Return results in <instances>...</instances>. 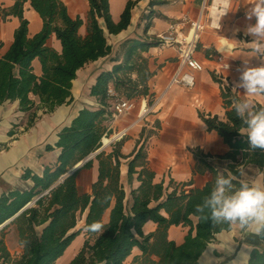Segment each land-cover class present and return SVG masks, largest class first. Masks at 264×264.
<instances>
[{"label":"trees","instance_id":"1","mask_svg":"<svg viewBox=\"0 0 264 264\" xmlns=\"http://www.w3.org/2000/svg\"><path fill=\"white\" fill-rule=\"evenodd\" d=\"M87 1L85 34L79 32L83 20L79 16L71 17L61 0H13L9 8H0L1 19L8 16L19 19L11 44L0 55V105L17 100L19 109L29 112L27 127L38 117V110L51 112L72 100V81L77 70L111 52L99 20L108 33L120 32L129 25L131 9L137 0L127 1L118 21L112 18L109 0ZM26 2L42 20V28L33 35H29V22L23 16ZM161 3L164 1H149L150 6ZM52 34L60 42V50L48 45ZM154 45H158L157 40L124 41L123 60L111 70L100 72L90 88L98 107L81 109L59 131L55 146L60 152L56 163L45 166L41 174L26 169L22 179L29 180L30 184L0 196V226L11 219L0 228V264H55L81 232L85 235L83 244L68 264H196L214 235L231 228V224H214L198 218L195 206L211 192L218 176L230 178L236 187L245 182L251 184L256 173L264 169V150L251 149L247 137L240 133L243 124L235 113L236 103L230 87L215 76L214 80L222 88L225 120L210 114H201V118L208 130L216 131L223 138L228 151L219 156L225 160L221 170L208 162L207 156L195 152V170L212 173V178L202 187L186 190L185 183L172 186V180L167 185L155 180L145 148L153 130L145 128L129 155L121 153L123 137L71 172L112 133L107 125L112 119L106 97L109 85L126 99L148 97L151 101L153 93L148 80L152 72L140 52ZM35 59L40 62L39 75L34 71ZM254 107L264 108V104L256 103ZM154 126L158 127L159 123L156 121ZM46 149L53 147L47 145ZM128 158V179L136 175L138 185L131 188L127 198L120 180V165L122 159ZM94 161L97 179L89 192H82L76 182L77 172L90 168ZM147 221L154 222L157 228L145 234L143 226ZM79 222H82L80 227ZM95 222L104 225L102 232L92 230ZM171 225L188 228L182 243L168 239L167 230ZM11 226L21 246L17 256L12 255L5 240L6 229ZM259 237L264 242V235ZM134 247L141 255L127 263ZM245 264H264V248H253Z\"/></svg>","mask_w":264,"mask_h":264},{"label":"crops","instance_id":"2","mask_svg":"<svg viewBox=\"0 0 264 264\" xmlns=\"http://www.w3.org/2000/svg\"><path fill=\"white\" fill-rule=\"evenodd\" d=\"M61 1L66 5L71 17L79 16L83 20L79 32L85 34L88 1ZM127 1L109 0L114 21L120 19ZM149 1L137 0L131 9L129 25L116 34L108 33L102 20H99L105 31L107 43L111 45V52L77 70L76 78L72 81L70 102L55 107L51 112L38 110V117L29 127H27L29 112L21 111L17 100H7L0 105V196L15 189H23L30 184L29 180L22 179L26 169L41 174L45 166H53L56 163L60 152L55 146L59 131L68 126L81 109L98 107L97 99L90 95V88L100 72L111 70L115 63L123 60L124 41L128 39L155 41L157 34L168 30L171 24H178L184 14H188L194 20L200 13L201 0H163L164 3L152 6L149 5ZM228 2L227 14L222 16L220 21L216 20V24L208 25V20L203 16L206 26L199 33L194 50V57L202 62L203 69L193 72L195 83L192 88L173 85L164 91L177 70L181 72L188 70L187 66L179 61L175 47L158 44L140 52L141 56L147 59L149 70L152 72L148 80L150 92L153 93L152 99L164 92L145 123L147 130H153L145 142L148 165L155 173V180L163 181L164 185L172 180V186L185 183V189L189 190L202 187L212 178V173L208 170L203 172L195 170L197 164L195 152L207 156L206 160L220 170L225 166V160L219 156L228 151V146L216 131L208 130L201 118V114H210L225 120L221 84L215 81L213 76L224 85L231 86L230 91L235 103L248 100L253 105L264 104V94L248 96L243 89L237 87L245 66H264V56L254 51L253 45L249 43L251 37L245 35L246 26L255 22L246 18L254 0ZM12 4L13 0H0V8H9ZM23 16L29 22V35L40 31L42 20L28 2L24 4ZM0 22L1 55L12 42L19 19L8 16L5 20L0 18ZM178 28L180 33L186 35L190 31V24H179ZM47 43L60 50V42L54 34L49 37ZM119 47L122 51L116 54ZM217 54L222 55L223 62L236 66L238 70H221L220 63L216 60ZM33 67L35 73L39 75L41 66L38 59L33 61ZM145 102L144 97L130 99L129 113L116 117L111 124L107 123L113 132L128 127L120 149L125 156L133 151L140 137L142 123L135 124L134 120ZM128 115L135 119L127 118ZM156 121L159 123L158 127L154 126ZM10 131L14 133L10 135ZM47 145H51L53 149L47 150ZM109 148L110 146H107L103 149ZM128 160L129 158L122 159L120 165V180L127 198L131 188L138 185L136 175L128 179ZM97 175L96 161L90 168L79 169L76 182L80 191L89 192ZM253 182L264 184V169L256 173L251 180V183ZM103 218L105 221L108 219V211L104 213ZM156 228L154 222L147 221L143 226V232L147 234ZM187 231V227L171 225L167 230V237L180 244ZM253 248H264V242L259 235L254 230L231 224L230 229L214 235L196 264H245ZM64 254L59 259L63 258ZM140 255L141 251L134 247L126 262L131 263L135 256Z\"/></svg>","mask_w":264,"mask_h":264},{"label":"clouds","instance_id":"3","mask_svg":"<svg viewBox=\"0 0 264 264\" xmlns=\"http://www.w3.org/2000/svg\"><path fill=\"white\" fill-rule=\"evenodd\" d=\"M246 18L255 22L246 26L245 35L251 37L254 51L264 56V0H254ZM237 87L248 96L264 94V66H245ZM234 110L243 124L240 133L247 137L250 148L264 150V108L257 109L242 100ZM195 212L198 218L214 224H238L264 235V184L245 182L236 187L230 178L218 176L211 192L195 206ZM91 228L102 232L104 225L95 222Z\"/></svg>","mask_w":264,"mask_h":264},{"label":"built area","instance_id":"4","mask_svg":"<svg viewBox=\"0 0 264 264\" xmlns=\"http://www.w3.org/2000/svg\"><path fill=\"white\" fill-rule=\"evenodd\" d=\"M215 0H201L200 4V13L198 17L192 20L188 14H184L180 22L178 24H171L168 30L165 32L159 33L156 35V40L158 44L161 46H173L176 48L178 59L181 63L187 66L188 70L181 72L177 70L168 85L166 86V91L173 85H181L186 88H192L195 83V77L193 72L201 71L203 69V64L196 57H194V50L196 47L197 40L199 38V33L204 30L206 26V20H208V25L214 24V18L211 15V7ZM229 2L223 4L219 2L217 4V21H220L221 17L226 15L228 12ZM203 16H205L206 20H203ZM190 24V31L184 35L179 32L178 25L179 24ZM216 60L220 63L221 70H238L236 66H230L229 64L223 62V57L221 54H217ZM231 88L230 85L225 84ZM164 93V92H163ZM163 93L158 97L151 98V101H148V97L145 98L146 102L141 105L140 110L137 114L134 123H144L148 121V116L152 113L153 108L159 102ZM106 97L108 103V110L111 113L112 118H116L122 115L129 113L130 111V100L123 97L119 94L112 85H109L106 92ZM128 131V127L123 128L118 132H114L109 136L110 141L107 143L109 146L116 141L122 139ZM103 148L107 147L102 143ZM95 153H91L85 160H89L95 156Z\"/></svg>","mask_w":264,"mask_h":264},{"label":"rangeland","instance_id":"5","mask_svg":"<svg viewBox=\"0 0 264 264\" xmlns=\"http://www.w3.org/2000/svg\"><path fill=\"white\" fill-rule=\"evenodd\" d=\"M0 26H1V22H0ZM121 46V45H120ZM122 49L121 47H119L118 51H116L118 54V52H121ZM120 54V53H119ZM129 119H135L134 117H132V115H128ZM116 118H112L111 120H109L107 123L110 122V124L112 123V120H114ZM145 123L141 124V128H145L147 130V127H145ZM141 129V130H142ZM114 132L112 131V133L110 135H112ZM109 135V136H110ZM82 225V222L78 223V227H80ZM85 239V235L83 232H81L72 242L71 246H69V248L66 250L65 252V256L61 259H59L55 264H68V262L76 255V253L79 251V249L81 248L83 241ZM5 240L7 243V246L10 250V252L12 253L13 256H17L18 254L21 253V246L18 244L17 241V234L15 231L14 227H9L6 229V236H5ZM130 262V261H129Z\"/></svg>","mask_w":264,"mask_h":264},{"label":"bare ground","instance_id":"6","mask_svg":"<svg viewBox=\"0 0 264 264\" xmlns=\"http://www.w3.org/2000/svg\"><path fill=\"white\" fill-rule=\"evenodd\" d=\"M219 2H222L223 4H226L228 3V0H215V2L213 3V6L211 7V15L212 17L214 18V23L216 24V19H217V16H216V12H217V4ZM110 141V138H106L103 140V144L105 146H107V143Z\"/></svg>","mask_w":264,"mask_h":264},{"label":"water","instance_id":"7","mask_svg":"<svg viewBox=\"0 0 264 264\" xmlns=\"http://www.w3.org/2000/svg\"><path fill=\"white\" fill-rule=\"evenodd\" d=\"M103 149V146H101L97 151H96V153L95 154H97L99 151H101ZM87 160H82L81 162H79V164L77 165V166H74L72 169H71V172H74L76 169H78L80 166H82L85 162H86ZM11 220V219H10ZM10 220H8L6 223H8ZM5 223V224H6ZM5 224H3V225H5ZM2 225V226H3ZM2 226H0V228L2 227Z\"/></svg>","mask_w":264,"mask_h":264}]
</instances>
